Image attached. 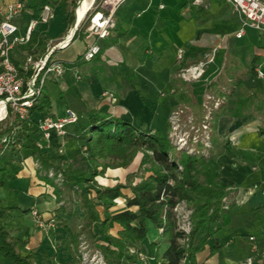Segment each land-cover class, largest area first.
I'll return each mask as SVG.
<instances>
[{"label":"crops","instance_id":"obj_1","mask_svg":"<svg viewBox=\"0 0 264 264\" xmlns=\"http://www.w3.org/2000/svg\"><path fill=\"white\" fill-rule=\"evenodd\" d=\"M16 1L0 0V5ZM51 5L54 16L35 28L49 37L48 43L45 47L34 46L32 52L16 45L13 53L17 63L26 53L43 56L51 42L66 35L74 24L76 31L82 23L75 14L74 22L67 23L68 14L61 6ZM32 17L27 8L12 17L18 34L24 32ZM114 18L119 30L110 36L98 38L86 28L80 29L66 47L52 52V60L61 63L63 72H50L43 86L42 93L50 96L51 106L30 112L23 126L35 128L40 118L63 115L65 108L72 106L79 120L68 124L64 135L52 132L47 139L39 131L33 135L43 142L42 151L47 155L59 150L66 156V167L84 170L86 165L81 164L88 161L77 134L79 123L87 121L91 110L130 120L141 131L162 128L159 119L163 118L167 130L169 112L180 102L189 103L195 111L199 109L208 84L206 78L226 84L232 92L216 113L212 160L220 166L218 179L226 187L229 222L215 232L218 248L214 250L211 242L197 253V259L199 264H248L246 258L251 256L252 264H264V236L257 235L264 233V76L257 73L258 69L264 71V36L247 26L237 37L240 16L226 0H124ZM120 30L123 34L116 37ZM94 42L100 45V52L84 60V51ZM179 46L186 47V63L218 47L205 78L181 84L176 60ZM183 88L189 102L182 99ZM106 90L114 93L115 100L103 94ZM20 154L24 169L6 185L12 191L9 195L6 186H0V191L8 195L0 192V198L6 205L34 209L49 218L55 216L58 222L56 227L42 228L31 211L15 210L7 226L28 241L26 246L36 253L39 263L70 261L73 251L67 244L69 233L64 223L76 231L79 226H74L75 212H66L54 197L43 193L45 188L38 184L36 175L40 170L36 159L26 148ZM123 205L121 202L118 207ZM25 218L37 224L30 230L23 229L21 219ZM118 227L114 223L107 232L116 235ZM0 264L12 263L0 253Z\"/></svg>","mask_w":264,"mask_h":264},{"label":"trees","instance_id":"obj_2","mask_svg":"<svg viewBox=\"0 0 264 264\" xmlns=\"http://www.w3.org/2000/svg\"><path fill=\"white\" fill-rule=\"evenodd\" d=\"M24 1L25 8L31 10L35 18L40 17L44 5L49 3L60 5L63 13L68 14L66 22H74L77 0ZM87 22L88 19L83 20L75 34ZM115 30H119L117 23L108 36ZM122 34L120 30L116 37ZM48 39L47 35L34 30L27 43L18 45L32 52L36 45L45 47ZM254 67L252 65L250 71L253 72ZM30 73L28 71L26 76ZM181 84L185 86L186 83L181 81ZM184 91V88L180 90L184 96L182 99L189 102ZM50 106V96L41 92L30 107V112L42 111ZM6 109L7 115L0 120V186H6L22 173L24 157L20 150L26 148L41 164L36 175L38 184L45 188L43 193L56 200L78 202L89 217L87 225L78 231L64 223L75 250L83 231L90 245L102 254L105 264H199L197 253L206 245L212 242L211 247L214 250L218 248L219 240L215 232L229 222L225 186L214 182L218 171L207 166L200 156L178 152L177 157L183 167L178 169L172 157L175 149L166 131L153 127L141 131L130 120L111 116L104 111L91 110L87 121L79 123L77 134L80 148L88 160L87 173L83 169L64 168L66 156L59 150L52 155L42 151L40 143L43 142H39L41 140L33 134L39 131L37 123L44 117L36 122L35 128L24 127L23 121L29 115L26 119H20L17 111L9 104ZM140 149L145 151L141 164L150 163L146 168L148 174L129 184L121 181L108 185L98 183L97 176L106 167L126 166ZM200 164L207 174L206 181L198 179L194 174ZM59 171L63 176L62 182H56ZM50 172H54L53 177L49 176ZM125 188L129 191H124ZM118 200H123L124 205L118 207ZM185 200L192 210L188 231L179 227L178 214L175 212L180 201ZM15 210L30 211L6 205L0 198V253L8 261L12 264H73L77 261L73 255L70 261L39 263L36 253L26 246L28 241L13 234L14 228L7 226ZM114 223L119 226L116 235L107 232ZM132 247L135 252L130 251Z\"/></svg>","mask_w":264,"mask_h":264},{"label":"built area","instance_id":"obj_3","mask_svg":"<svg viewBox=\"0 0 264 264\" xmlns=\"http://www.w3.org/2000/svg\"><path fill=\"white\" fill-rule=\"evenodd\" d=\"M124 0H100L94 7V0L89 6L87 12L82 18L91 10L90 17H88V24L86 29L97 36L98 38H105L110 34V30L115 27L116 21L114 14L118 6ZM233 9L239 14L241 20V27L236 32V36L240 37L244 33L245 27H251L256 29L261 35L264 36V0H226ZM80 1H77V5L74 9L76 15V9ZM194 2H201V0H194ZM163 6V5H161ZM25 8V1L18 0L14 3L7 5H0V98L7 102L15 111L20 119H26L30 112V107L37 100L39 94H41L43 86L45 84L47 75L55 71L58 74L63 72V66L60 62L52 60V52L55 49L66 47L73 37L72 28L69 32L60 37V39L51 42L46 53L41 57H35L31 53H26L23 60L20 63L16 62V57L13 53V49L18 44H24L29 41L32 32L36 26L42 22H48L54 16V8L51 4L47 3L41 10L39 18H30L24 32L22 34L17 33V26L12 23L11 19L16 14H20ZM100 45L97 42L91 43L84 51L82 58L84 60H91L97 53L100 52ZM218 47L215 46L212 49L206 51L203 56L196 61L186 63V47L179 46L176 50V60L179 63L178 77L184 81H197L205 78L206 70L209 64L215 61ZM31 72L29 76H26L27 72ZM259 76H264V71L257 70ZM206 83L210 80L206 78ZM26 86V87H25ZM104 95H108L112 100H115L114 93L112 91H104ZM228 90H225L222 96H216L213 92L205 91L203 95V101L201 105L206 109V115L203 118L201 125L194 129L195 133L192 134L193 143L189 148L191 152H201L196 148L195 143L200 142L206 147L210 143V130H207L208 124L210 125V118L212 113L225 101ZM2 96H4L2 98ZM7 107V106H6ZM183 109L177 107L172 110L169 116V122L171 124L170 137L173 141L177 142L178 147L183 146L186 142L185 134L189 125L183 129L185 123L192 122V115H187V118L182 120L179 118V113H182ZM79 119L78 112L71 107H66L64 114L60 116L48 115L40 119L37 123V128L41 132L44 138H49L52 132L59 135H64L67 132V125L75 123ZM182 122V123H181ZM190 124V123H189ZM183 125V126H182ZM199 131H201L199 133ZM203 133H205L203 135ZM54 172H50L49 176H52ZM60 173H57L56 179H61ZM62 180V179H61ZM256 186V185H255ZM37 211L32 213L36 217L37 223L44 227L50 228L54 226L55 218H52L45 222V220L39 218L36 214ZM253 238V236H251ZM261 255L264 257V249L261 251ZM248 264H252L253 257L248 256L246 258Z\"/></svg>","mask_w":264,"mask_h":264},{"label":"rangeland","instance_id":"obj_4","mask_svg":"<svg viewBox=\"0 0 264 264\" xmlns=\"http://www.w3.org/2000/svg\"><path fill=\"white\" fill-rule=\"evenodd\" d=\"M77 1H79V0H77ZM99 2H100V0H94V7ZM91 10L92 9H90L88 14L85 16V19H83V20H87V18L90 17ZM87 24H84V25L82 24L81 29H85ZM178 78H180V77H178ZM182 81H184V80H182ZM184 82L192 83L194 81H184ZM206 90L213 92L214 94H216V96H222V94L225 90H228V94L226 95V99H224L225 101L215 110L214 113H212L213 115L210 118V125L208 124V128H207V130H210L209 131V133H210L209 145L206 147L204 144L202 145V143H200V142L195 143L196 148L201 150V152H196V151L191 152V151H189V148L192 146L191 144L194 142L192 139V134L195 133L194 129H196L197 126L201 125V122L206 115V109L204 108L203 105H201L199 107V109L195 111L189 103L180 102L178 105H176L175 107H173L170 110L169 115L172 112V110L176 109L177 107H179V109L182 108L183 109L182 113L181 112L179 113L180 119H182V120L186 119L188 114L192 115V118H193L192 122H189L190 124L185 123L184 126L182 125L183 129H185L188 125H189V127L187 128V130L185 129L187 133L185 134L186 140H184V142H186V143L181 147H178L177 142L173 141L172 140L173 138L170 137L171 124L169 122V116H168L167 130H165L166 126H165V123H163V121H164L163 118L159 119V123L161 124V127H162L161 130L164 132L166 131L167 137L170 139V143H172V145L174 146L175 153H174V156H172V157H174V161L178 164V169L183 168L182 165L179 163V158L177 157L178 152H185V153H188L190 155L200 156L203 158L204 163L207 166L213 167L216 170H217V168L220 167V166L216 165L215 159L212 160V158L215 155L214 149H213L214 148L213 135H214V130L216 129V127H215L214 123H215V119H216L215 117L217 115L216 113H219V111L223 107V105L226 104V102L229 99V96L232 92V89L229 86H227L226 84H223V83L221 84V82H215V83L213 82L212 83L210 81L206 85L205 91ZM205 91H203L202 95H204ZM6 115H7V109L5 111L4 117ZM200 132L201 131H199V133ZM40 134H41V132H40ZM204 134L205 133H203V135ZM41 136H42V134H41ZM45 139H47V138H45ZM146 151L148 153H151V151H149V150H146ZM144 152L145 151L143 149L138 150L137 153L135 154L134 158L126 166L115 165V166L106 167L104 169V171L102 172V174L97 176L98 183L100 185H106V184L108 185V184H114V183L116 184V182L121 181V182L129 184L130 182L134 183V182L139 181L142 178V176H144V174H148V172H146V168H148L150 166L149 162H145V163L141 164V159L144 156ZM85 165H86V167H85ZM36 166H37V168L41 169V164L37 160H36ZM81 166H84L85 167L84 171H86L88 173V168H89L88 162L86 164L83 163V165L81 164ZM63 167L64 168L66 167V162L64 163ZM203 169H204V167L201 164L198 165V168L196 169L194 174L198 179H200L202 181H206L208 177H207V174L204 173ZM58 173H60V177L62 178L63 177L62 173L60 171ZM219 177H220V174L218 173V175L214 179L215 183L220 184L219 179H218ZM54 179H55V177H54ZM56 182H62V181H61V179H57ZM6 188H7V193L9 195L12 192L11 188H9L8 186H6ZM225 189H226V187H225ZM124 191L128 192L129 189L125 188ZM0 192H2V191H0ZM3 194L5 196H8L5 193H3ZM57 201L59 202L60 205L62 204V206L64 208L68 209L69 211L75 212L74 217H76V225H74V226H79L76 229L77 231L83 225H85V226L87 225V222L89 221V217H87V215H85L83 208L80 206V204L78 202H76V201L71 202L68 199H66V200L65 199H60V200L57 199ZM121 202H123V200L119 201L120 204H121ZM225 202H226V198H225ZM30 211H31V214L35 218V221H36V217L32 212L37 211V210L31 209ZM191 211L192 210L187 205L186 200L180 201L179 206L175 212L178 214V217H177L178 218V224L182 230L188 231L190 228L189 216H190ZM36 214H38L37 216H39V218L45 220V222L55 217L54 216V217L49 218L48 216L42 215L39 211H37ZM21 220H22L21 224L24 223V226H22V227H23V229L26 228V230L27 229L30 230L32 227H34V224L35 225L37 224V223H35L34 220L32 221V220H29L28 218H25L24 220L21 219ZM55 220H56V217H55ZM40 227H42V226H40ZM53 227H56V222L54 223ZM42 228H44V227H42ZM83 232L79 236L78 247L76 249L77 251L75 250L74 244L68 238L69 240H68L67 244L70 245V247H71L70 249L73 251V255H75L77 258V261L74 262L73 264H105V262H104L105 260L103 259L102 254L99 251L95 250V248H93L90 245V242L88 241V239L85 236V233H83ZM257 235L262 237V236H264V233L263 232L259 233V234L257 233ZM130 251L135 252V249L132 247L130 249Z\"/></svg>","mask_w":264,"mask_h":264},{"label":"bare ground","instance_id":"obj_5","mask_svg":"<svg viewBox=\"0 0 264 264\" xmlns=\"http://www.w3.org/2000/svg\"><path fill=\"white\" fill-rule=\"evenodd\" d=\"M93 0H80L79 5L76 9L77 20L83 18L85 13L87 12L89 6L91 5ZM73 31V30H72ZM5 100L0 99V119L4 118L6 111Z\"/></svg>","mask_w":264,"mask_h":264},{"label":"water","instance_id":"obj_6","mask_svg":"<svg viewBox=\"0 0 264 264\" xmlns=\"http://www.w3.org/2000/svg\"><path fill=\"white\" fill-rule=\"evenodd\" d=\"M79 1H80V0H79ZM76 25H77V24H74V26L72 27V30H73V32H72V33H73V34H74V32H75ZM5 105L7 106V102L5 103Z\"/></svg>","mask_w":264,"mask_h":264}]
</instances>
